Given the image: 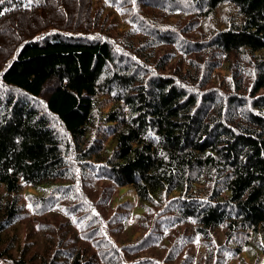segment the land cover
I'll return each mask as SVG.
<instances>
[{"label": "trees", "instance_id": "obj_1", "mask_svg": "<svg viewBox=\"0 0 264 264\" xmlns=\"http://www.w3.org/2000/svg\"><path fill=\"white\" fill-rule=\"evenodd\" d=\"M107 1L122 8L130 22L139 6L169 8L167 1ZM194 1L201 0L190 2ZM105 2L4 0L0 4V245L1 236L20 214L15 193L22 185L38 188L63 178V148L68 147L52 128L53 122L32 103L12 93L1 94L7 87L33 98L44 96L49 115L82 152L89 150L116 187L135 193L137 205L142 206L137 218L151 208L149 219L155 208H168L177 212L178 219L192 222L203 238L218 226L224 227L230 242L250 231L262 233L264 0H204L206 19L201 31L190 36L185 51L204 59L217 54L203 67L189 57L185 72L166 68L174 56L166 50L157 57L152 53L158 45L179 43L152 37L157 31L153 21L138 30L147 35L148 48L136 46L128 34H134L132 28L118 29L116 35L124 43H116L100 9ZM188 42H193L192 50ZM177 49L183 54L182 47ZM240 57L247 61L246 70ZM221 61L226 64L224 74L230 76V89L199 90L220 72ZM148 66L166 73L152 78L144 73ZM98 123L107 134L91 136ZM90 138L97 143L86 149L82 144ZM76 195L77 204L81 203L82 195L79 191ZM116 198L115 206L122 202ZM154 224L155 218L151 228ZM152 246L151 240L147 247ZM240 246L238 242L236 253H241ZM7 249L0 246V258H12ZM126 249L125 254L134 252ZM72 250L66 251L67 264H117L113 258L96 261L84 247ZM260 250L264 258V244ZM61 256L57 250L52 255L56 262ZM167 256L162 257L165 264ZM52 257L42 264H54Z\"/></svg>", "mask_w": 264, "mask_h": 264}, {"label": "rangeland", "instance_id": "obj_2", "mask_svg": "<svg viewBox=\"0 0 264 264\" xmlns=\"http://www.w3.org/2000/svg\"><path fill=\"white\" fill-rule=\"evenodd\" d=\"M157 1H167L169 8L158 10L146 8L144 5L139 6L136 9L139 16L132 17L133 22L126 19V14L122 12V8L114 4L115 2L107 1L104 8L97 7L106 15L107 23L111 25L109 33L111 32V37L119 45H122L124 40L116 35L117 30L132 28L134 34L131 32L128 34L136 46L143 44L148 48L147 35L140 34L138 30H141L142 26H147V22L153 21L157 31L151 34L152 37L177 39L179 43L158 45L152 53L157 57L163 53L162 50H166L174 55L166 68L180 67L185 72L190 64L188 58L193 57L187 55L185 45L195 31L200 32L202 29V23L206 19V16H203L204 0ZM174 1L179 3L175 4ZM100 5L103 6L101 3ZM177 6L179 10L176 9ZM140 16L145 18L144 24L140 22L142 20ZM137 25L140 28H137ZM44 32L48 33L49 28ZM192 43L188 42L191 50ZM176 47H182L183 54ZM206 54H209L208 49ZM216 54L210 53L206 59L193 57L192 61L196 66L203 67V63L209 65V61ZM140 60L144 65H148L144 58L140 57ZM239 60L240 65L246 70L247 61L242 57ZM225 66V62L221 61L220 72H215L205 81L206 85L198 86V89L203 91L207 87H215L217 88L213 89L215 92H221V89L225 88L229 90L231 81L230 76L224 74ZM144 73L154 78L166 72L149 67ZM247 78L248 75L243 77L244 83ZM188 81L193 83L191 80ZM2 93H12L17 99L22 97L43 112L53 122L52 128L67 142L68 147L63 148L66 165L63 178L38 188L22 185L15 193L21 206L20 214L1 236L0 245L1 248L4 246L10 248L7 251L11 253L12 258L2 257L0 264H42L43 261L49 263L56 250L63 256L59 257V262L52 257L54 264H67L69 259L66 258V251L75 250V247H84L89 253L93 252L96 261L113 258L117 264H165L162 261L164 254H168L169 262L166 264H242L243 260L256 263L264 261L260 250V245L264 244V228L260 229L262 231L260 234L250 231L233 237L230 242L223 226L211 229L208 236L203 238L195 231L192 222L178 219L177 212L168 208H155L156 214L149 219L151 208L145 216L137 218L138 210L142 209V206L137 205L135 193H131L128 187L127 190L116 187L108 170L90 157L89 150L88 152L86 150V153L82 152L77 141L73 142L58 122L49 115L44 106V96L33 98L11 87H7ZM101 132L107 134L108 131L103 124L98 123L94 126L91 136H102L99 135ZM94 143L97 141L90 138L87 144L82 145L89 149ZM78 191L82 195V202L77 204ZM114 197H117V202H122L115 206ZM153 218L155 224L151 228ZM136 231L140 233L139 237ZM179 236L183 237L176 238L172 244L167 245L170 240ZM206 239L208 242H205ZM151 240L152 248L147 247ZM238 242L241 244L240 254L235 251ZM135 245L138 249H132ZM126 247L128 251L134 252L125 254Z\"/></svg>", "mask_w": 264, "mask_h": 264}, {"label": "snow or ice", "instance_id": "obj_3", "mask_svg": "<svg viewBox=\"0 0 264 264\" xmlns=\"http://www.w3.org/2000/svg\"><path fill=\"white\" fill-rule=\"evenodd\" d=\"M4 2V0H0V4H2ZM106 2H107V0H106ZM133 3H135V0H133ZM0 15H3V12H0ZM29 207H31V206H29Z\"/></svg>", "mask_w": 264, "mask_h": 264}, {"label": "bare ground", "instance_id": "obj_4", "mask_svg": "<svg viewBox=\"0 0 264 264\" xmlns=\"http://www.w3.org/2000/svg\"><path fill=\"white\" fill-rule=\"evenodd\" d=\"M69 151V150H68ZM196 181V180H195Z\"/></svg>", "mask_w": 264, "mask_h": 264}]
</instances>
